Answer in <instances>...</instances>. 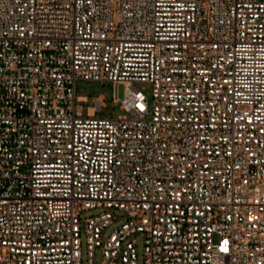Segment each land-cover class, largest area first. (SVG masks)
Here are the masks:
<instances>
[{"label": "built area", "instance_id": "obj_1", "mask_svg": "<svg viewBox=\"0 0 264 264\" xmlns=\"http://www.w3.org/2000/svg\"><path fill=\"white\" fill-rule=\"evenodd\" d=\"M97 253L264 264V0H0V264Z\"/></svg>", "mask_w": 264, "mask_h": 264}, {"label": "rangeland", "instance_id": "obj_2", "mask_svg": "<svg viewBox=\"0 0 264 264\" xmlns=\"http://www.w3.org/2000/svg\"><path fill=\"white\" fill-rule=\"evenodd\" d=\"M133 86L141 89L146 94L149 93L150 86L149 83L146 82H133ZM76 94H84L87 96V99L90 98L91 95H94L96 93H103L106 98V106L102 108V113L104 114H111L116 115L119 113H123V110L118 107V103L111 104L109 102V98L111 94H113L116 97H121L123 94V84L122 83H116L112 84L110 82H103L99 83L98 81H77L76 82V88H75ZM86 104H89V102L83 103V106ZM94 210H84L81 212V217L88 216L91 214ZM117 224V222H114L113 224H110L103 230V236H106L111 229ZM142 250L141 240L139 239L137 242V255L138 259L140 260V254ZM81 255H82V261L85 262V243H84V234L81 233ZM99 261V254H96V259L92 264H98Z\"/></svg>", "mask_w": 264, "mask_h": 264}]
</instances>
